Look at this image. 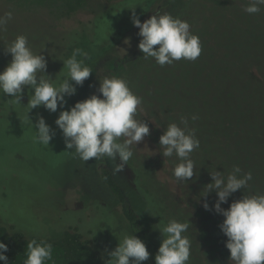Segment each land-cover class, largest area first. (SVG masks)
Listing matches in <instances>:
<instances>
[{
    "label": "trees",
    "instance_id": "obj_1",
    "mask_svg": "<svg viewBox=\"0 0 264 264\" xmlns=\"http://www.w3.org/2000/svg\"><path fill=\"white\" fill-rule=\"evenodd\" d=\"M130 1L100 4L89 23L79 22L67 28L46 25L40 37L28 40L34 53L44 55L47 61L45 74L51 77L53 83L58 84L65 78L68 69L62 60L68 59L69 51L82 38L88 41L85 50L88 53L91 46H111L136 28L132 22L121 32L117 30V35L112 32L108 37L97 38V23L101 15L120 8L122 4L130 5ZM223 1L222 7L209 0H184L174 13L173 17L186 20L190 31L200 39L202 51L197 60L181 59L162 67L154 58L145 59L141 52L120 77L127 81L134 94L143 98L140 107L151 117L152 122L147 124L157 144L169 123L183 127L181 117L188 119V127L195 130L200 141L199 149L191 154L195 163L193 178L188 181H177L175 178L179 194L172 193L159 181L149 158L132 147L133 156L126 165L130 170L129 184L140 196L143 208L155 223L159 243L154 240L152 230L111 169L106 164L99 169L100 179L115 198L128 234L139 237L145 243L151 264H155V255L162 240L159 228L170 221L160 215L168 214L169 206L175 207V220L190 225L184 234L191 241L189 264H202L194 208L205 199L211 208L217 200L215 190L206 197L201 195L204 186L211 182L210 172L223 171L227 175L233 165H238L242 173L252 172L253 179L248 182V187L234 192L227 203H222V208H228L233 200L244 195L264 193V6L259 13L250 15L243 10L249 0ZM140 2L136 9L141 20L147 0ZM8 37L9 34L0 32V71L11 61V54L5 50L12 41ZM39 39L44 41L40 44L42 47L36 42ZM111 74L108 70L103 77H110ZM33 92L34 89L24 86L20 103L0 93V140L4 139V143L11 142L8 139L12 140L15 136L34 140L35 135H29L35 134V129L28 118L35 124L38 116L45 115L46 123L54 130L59 129L55 125L58 116L48 110L41 111L42 106L27 113L26 105ZM65 99L66 104H70V99ZM193 115L198 119L193 121ZM56 140H51L49 147ZM5 153H0V175L4 171L6 173L5 180L0 177V238L8 234L16 236V239L20 237L22 242L36 239L50 243L55 232L60 234L58 246H61L64 264H108L109 252L100 246L106 239L103 234L105 226L99 227V223L107 219L114 222L107 211L96 204L89 206L88 210L64 208L61 186L49 185V175L41 167L34 169L19 153ZM12 158L17 161L18 169L12 167ZM166 158L173 173L180 160L175 154ZM12 180L14 183H11ZM52 192L57 193L61 201L53 198L44 201ZM96 210L104 214L105 219L108 218L104 220L102 215L96 217ZM111 238L109 235V250L115 243Z\"/></svg>",
    "mask_w": 264,
    "mask_h": 264
},
{
    "label": "clouds",
    "instance_id": "obj_2",
    "mask_svg": "<svg viewBox=\"0 0 264 264\" xmlns=\"http://www.w3.org/2000/svg\"><path fill=\"white\" fill-rule=\"evenodd\" d=\"M261 6H264V0H249L243 10L250 15L257 14ZM12 18L11 11L0 15V32L6 31ZM131 19L142 37L138 48L145 59L154 58L163 67L181 59L195 61L200 56V39L190 31V24L186 20L167 12H157L143 22L135 14ZM5 50L11 54V61L0 71V93L20 103L24 86L34 89L26 105L27 113L39 106L55 113L59 107L61 111L55 125L62 131L66 148L75 149L85 163L93 158L107 157L114 162V174L123 172L133 156L132 145L137 147L150 134L148 124L135 118L143 98L131 91L127 81L105 77L100 80V95L94 93L64 109L67 103L65 98L75 95L76 85L83 86L93 72L77 59V56L87 57V53L76 49L71 57L62 60L68 71L57 84L45 74L47 61L44 55L32 51L26 36H16ZM191 119L195 121L198 117L193 115ZM28 120L35 129L34 142L49 146L55 130L43 116H38L35 124ZM180 123L183 127L174 122L167 125L159 138V145L164 158L174 154L179 158L180 163L173 169L177 181H188L195 172L191 154L199 149L200 141L195 130L188 127L187 118L181 117ZM210 176L211 182L204 186L201 195L206 197L213 190L216 192L217 200L211 210L224 217L219 228L227 237L225 246L230 251L229 259L233 264H264V193L244 195L241 199L233 200L228 208L221 207L234 192L248 187V182L253 179L252 172L242 173L238 165H233L227 175L215 170L210 172ZM203 207L210 210L206 199ZM189 226L188 222L172 219L159 228L162 240L155 255V264H189L191 241L184 235ZM7 250V244L0 241V261L3 264H9L5 255ZM149 255L139 237L125 234L119 239L117 247L108 253V264H142ZM49 261L55 264L51 243L36 239L28 241L23 264H48Z\"/></svg>",
    "mask_w": 264,
    "mask_h": 264
},
{
    "label": "rangeland",
    "instance_id": "obj_3",
    "mask_svg": "<svg viewBox=\"0 0 264 264\" xmlns=\"http://www.w3.org/2000/svg\"><path fill=\"white\" fill-rule=\"evenodd\" d=\"M116 0H0V13L4 15L6 12L11 11L13 14L12 24H7L6 29L10 30L2 33L9 34L10 39L14 40L18 35H24L28 40L36 39L41 36L46 30L47 26L54 27H73L79 22L89 23L94 16V10L100 7V4ZM141 0H132L130 5L127 3L122 4L120 8L113 9L101 15L97 23V38L103 39L108 37V34L119 30L122 31L124 26L132 23L131 17L133 14L137 16L139 10L138 5ZM184 0H147L145 12L141 18V22L150 18L157 12L163 14L165 12L174 16L175 11L180 7ZM219 6H224L223 0H209ZM135 7L133 8L132 6ZM137 6V9H136ZM43 30V32H42ZM118 31V32H119ZM139 29L136 27L133 31L127 33L120 40L108 47L91 46L87 57L77 56L78 60H82L85 65L92 69V74L84 81L83 86L76 85L77 91L75 95L68 97L70 104H65L64 108L69 109L75 102L83 100L92 94L100 95L98 92L100 80H103V75L108 70H111L112 76L120 78L128 66L137 58L138 54L142 51L138 48V44L142 39L140 37ZM116 33L115 35H117ZM39 41V42H38ZM39 47H42V39L36 40ZM88 41L82 38L81 41L73 47L69 53L68 58L71 57L76 49H81L85 52ZM122 60V61H120ZM67 75V72L65 73ZM73 84L75 82H72ZM46 109L42 106L41 111ZM61 110L53 113L59 115ZM139 114H142L140 116ZM45 118L46 116L43 115ZM137 120H143L145 123L152 122L142 108L139 106L135 117ZM49 120V119H48ZM149 129L150 128V125ZM57 131V137H53L54 144L51 146H35L36 142L29 138L28 140L21 139L22 137L15 136L13 139H8L12 142L4 143V139L0 140V153L9 155L12 152L19 153L25 162L34 167V169L41 167L49 176V185H60L63 190V203L64 208L75 210L89 209L91 205H98L103 207L107 214L113 219H107L104 223L100 222L99 227L105 226L103 234L106 239L100 243L104 251L111 252L114 250L119 239L125 234H128V227L117 207V203L113 195L107 190L106 186L102 183L99 176V169L102 165L106 164L113 173L114 162L103 157L95 160L94 158L88 162L82 161L75 153V149H67L64 141L62 131ZM31 133L29 136H34ZM52 139V140H53ZM53 143V141H52ZM58 143V144H56ZM9 147V151L6 148ZM132 147L141 155L149 158L150 164L155 172L156 178L164 183L172 193L179 194V188L175 184V177L172 173L171 164L168 158H164L159 144L153 139L152 135H147L144 139ZM15 150V151H13ZM148 160V159H147ZM24 161V160H23ZM119 161H116L118 163ZM12 167L18 169L17 161L12 158ZM12 169V168H11ZM115 179L120 183L125 191L130 195L136 210L140 214L143 221L150 227L153 233L154 240L159 243V232L156 229L155 223L151 221L146 210L143 208L142 199L137 195L129 184L130 170L126 167L123 172L114 174ZM2 180L6 179V173L0 175ZM14 183V180L11 181ZM47 192V189H46ZM0 196H2L0 192ZM58 199L57 193L52 192L44 201L50 199ZM8 201V200H7ZM201 202L199 206L194 208V216L199 226L200 245L202 249V264H232L230 251L226 248L225 242L227 237L220 230L219 225L222 223L224 217L221 214L211 210H205ZM96 206V208L98 207ZM168 214L165 216L160 215L162 218L175 219V207L169 206ZM96 217L102 215L101 218L105 219V215L99 213L97 210L94 212ZM114 224V225H113ZM13 234V233H12ZM100 231L98 232V235ZM102 234V233H101ZM109 235L114 240V246L109 250L108 237ZM7 237V239H5ZM0 238L7 244L8 250L5 255L8 257L9 264H23L27 254V243L16 236L5 235ZM60 234L53 232L50 243L53 245V260L55 264H64L61 256V246L59 248ZM30 241V240H29ZM3 264V261H0ZM48 264H52L51 261ZM142 264H151L149 259L143 261Z\"/></svg>",
    "mask_w": 264,
    "mask_h": 264
}]
</instances>
